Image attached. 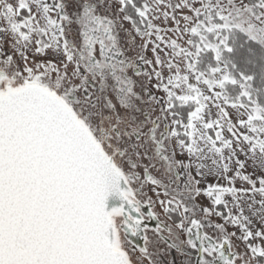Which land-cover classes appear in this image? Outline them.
I'll return each mask as SVG.
<instances>
[{
    "label": "snow or ice",
    "instance_id": "obj_1",
    "mask_svg": "<svg viewBox=\"0 0 264 264\" xmlns=\"http://www.w3.org/2000/svg\"><path fill=\"white\" fill-rule=\"evenodd\" d=\"M0 264H264V0H0Z\"/></svg>",
    "mask_w": 264,
    "mask_h": 264
}]
</instances>
